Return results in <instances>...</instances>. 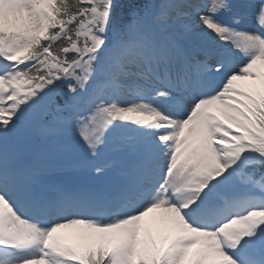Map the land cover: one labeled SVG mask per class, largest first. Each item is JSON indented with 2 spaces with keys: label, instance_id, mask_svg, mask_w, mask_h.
<instances>
[{
  "label": "snow or ice",
  "instance_id": "6c2138e0",
  "mask_svg": "<svg viewBox=\"0 0 264 264\" xmlns=\"http://www.w3.org/2000/svg\"><path fill=\"white\" fill-rule=\"evenodd\" d=\"M0 264H264V0H0Z\"/></svg>",
  "mask_w": 264,
  "mask_h": 264
},
{
  "label": "bare ground",
  "instance_id": "6f19581e",
  "mask_svg": "<svg viewBox=\"0 0 264 264\" xmlns=\"http://www.w3.org/2000/svg\"><path fill=\"white\" fill-rule=\"evenodd\" d=\"M72 231H73V230H71V229H70V230H69V229H68V230H64L62 233H60V235H61V234H66V233L69 235V234L72 233ZM190 251H191V250H190ZM192 251H193V250H192Z\"/></svg>",
  "mask_w": 264,
  "mask_h": 264
},
{
  "label": "rangeland",
  "instance_id": "374dc122",
  "mask_svg": "<svg viewBox=\"0 0 264 264\" xmlns=\"http://www.w3.org/2000/svg\"><path fill=\"white\" fill-rule=\"evenodd\" d=\"M145 219L147 220L148 218L146 217ZM69 230H70V229H69ZM59 234H60V233H59ZM61 235H68V234L66 233V234H61ZM192 250L194 251V249H192ZM192 250H191V251H192Z\"/></svg>",
  "mask_w": 264,
  "mask_h": 264
}]
</instances>
